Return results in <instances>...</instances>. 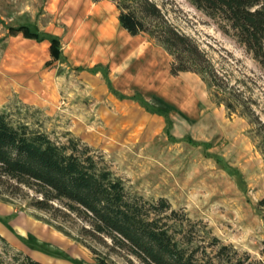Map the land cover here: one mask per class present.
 I'll use <instances>...</instances> for the list:
<instances>
[{
  "label": "rangeland",
  "instance_id": "374dc122",
  "mask_svg": "<svg viewBox=\"0 0 264 264\" xmlns=\"http://www.w3.org/2000/svg\"><path fill=\"white\" fill-rule=\"evenodd\" d=\"M117 4L150 32L129 35ZM21 25L37 36L13 32ZM168 30L196 47L193 71L171 73L178 55L158 43ZM0 112L80 140L130 193L164 198L260 258L264 70L187 0H0ZM34 196L0 187V264L18 252L42 264H141L60 205L33 209Z\"/></svg>",
  "mask_w": 264,
  "mask_h": 264
},
{
  "label": "trees",
  "instance_id": "16d2710c",
  "mask_svg": "<svg viewBox=\"0 0 264 264\" xmlns=\"http://www.w3.org/2000/svg\"><path fill=\"white\" fill-rule=\"evenodd\" d=\"M187 1L218 19L220 29L230 33L264 70V0ZM117 6L118 22L129 35L150 32L134 11ZM12 30L37 36L26 25ZM161 34L158 43L178 55L179 64L172 66V74L193 71L189 65L203 62L195 46L184 44L187 38L171 30ZM4 185L12 191L33 192L36 196L30 206L35 210L49 211L57 204L87 219L90 231L106 236L141 264H264V242L259 259L240 255L204 224L174 210L166 199L130 193L103 155L80 140L53 139L40 127L0 112V187ZM0 241L8 245L1 236ZM21 255H13L16 264H42L27 254L20 260Z\"/></svg>",
  "mask_w": 264,
  "mask_h": 264
},
{
  "label": "crops",
  "instance_id": "0c3cea01",
  "mask_svg": "<svg viewBox=\"0 0 264 264\" xmlns=\"http://www.w3.org/2000/svg\"><path fill=\"white\" fill-rule=\"evenodd\" d=\"M2 230H3V229H2ZM3 231H4V230H3ZM0 236L3 237L4 239H6V238H5V234H3L2 231L0 232ZM25 253H26L27 255L30 256L29 252H25ZM30 257H31V256H30Z\"/></svg>",
  "mask_w": 264,
  "mask_h": 264
}]
</instances>
